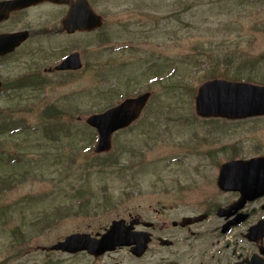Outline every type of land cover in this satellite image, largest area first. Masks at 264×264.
<instances>
[{
  "label": "rangeland",
  "instance_id": "rangeland-1",
  "mask_svg": "<svg viewBox=\"0 0 264 264\" xmlns=\"http://www.w3.org/2000/svg\"><path fill=\"white\" fill-rule=\"evenodd\" d=\"M92 1L113 22L100 32L107 34L97 44L96 67L45 76L33 66L45 59L41 47L53 44L44 40H33L29 50H17L0 63L4 85L25 73L45 76L43 83L6 87L0 94V130L18 128L0 132V177L28 172L0 192V263L87 264L43 248L129 214L171 221L203 213L207 203L220 204L227 197L214 183L212 162L233 156L235 144L242 146L236 150L242 155L264 150L259 119L201 118L194 110L196 90L207 80L264 84V0ZM40 17L34 13L33 18ZM94 39L83 35L76 41L96 54ZM68 42L61 38L58 44ZM144 90L152 97L140 119L112 136L110 152L96 156L95 131L85 117ZM50 106L58 114L45 117ZM60 122L63 128L55 131ZM84 146L91 148L87 156L80 151ZM77 194L82 211L56 215L57 207L76 211ZM153 209L160 214L154 217ZM217 222L212 215L194 227L193 248L179 247V264L204 263L202 253L213 252L211 226ZM17 229L23 241L11 243Z\"/></svg>",
  "mask_w": 264,
  "mask_h": 264
},
{
  "label": "flooded vegetation",
  "instance_id": "flooded-vegetation-1",
  "mask_svg": "<svg viewBox=\"0 0 264 264\" xmlns=\"http://www.w3.org/2000/svg\"><path fill=\"white\" fill-rule=\"evenodd\" d=\"M12 1L15 0H0V51L5 49V42L10 40V36L19 33H24V35L20 37L19 45L12 51L5 54H1L0 52V63L17 50H29L25 48L33 40H44L53 44H47L45 47H41L42 49H46V51L41 52V57L45 56V59L35 62L33 66L37 67L38 71L45 76L56 77L58 75L77 73L85 67H88L90 70L98 65L97 58L99 55L97 44L100 41H104L103 35L107 34V31L100 32L105 27L113 24V22L110 17H107L104 11L97 10V7L94 6V1L84 0L85 2L80 4L81 0H39L33 5L25 4L19 8L14 6L9 8L8 5L5 7L8 13L2 19V3ZM77 4H80V11L88 4L89 8L84 9L85 14L89 16L88 10H91L96 16H101V26L96 27V25H93L81 29L78 28L77 24L70 21L67 22L66 18L71 8ZM30 13L32 16H29ZM34 13L38 17H41L38 19L33 18ZM40 19L43 20L40 25H34L32 23L33 20ZM8 23L11 25L10 27H7ZM88 23L85 22V24ZM83 35L96 37L93 45L96 49V54L90 51L89 47L83 46L76 41L77 37ZM61 38L70 40V42L58 44ZM40 46H43L42 43ZM104 48H107V45ZM71 54H75L77 60L71 58L70 62L62 64ZM105 60L111 66V59L106 58ZM35 73L31 72L28 76L25 73L21 76L22 80L16 79L6 85H4L0 77V94L7 89L6 87L16 89L34 83L40 84L45 82V76H42L43 78L40 76L37 77ZM259 118L264 122V117ZM260 149L259 147L256 154L253 153L248 156L239 154L222 157L220 160L212 162L213 174L216 176L215 185L219 186L218 178L226 163L263 158L264 150ZM220 191L227 196L224 202L220 204L207 203L211 205H208V208L203 212L206 216L203 223H207L212 215L213 217H217L218 222L213 227L211 226V234L216 235L211 244L213 252L209 254L210 250H205L202 253V256L205 258L204 263L200 262L199 264H264V230L257 234L252 232L253 226H256L258 222H264V190L257 198L247 200L242 204H239L243 198L240 192ZM153 213L155 217V215L160 214V211L153 209ZM134 216L138 218V222L133 226L131 231L136 232V234L147 233L149 235L150 242L142 256H134L131 254L130 248L125 246L116 247L113 250L98 255H92L86 251L63 253L69 256L70 259L74 257L84 258L88 261L87 264H179V247L188 246V250L193 248V235L196 232L194 231V227L197 224L183 227L179 225V220L168 221L167 219L146 218L145 216L132 214H129L125 219L126 224H129ZM107 227V225H96L94 228L89 229L90 226H88L84 230L79 229L71 234H85L89 237H99L106 231ZM179 232H186L188 236L178 237L177 233ZM164 239L169 241V244L163 243L162 240ZM229 249H232V251H229ZM167 255H172L173 258L170 259Z\"/></svg>",
  "mask_w": 264,
  "mask_h": 264
},
{
  "label": "water",
  "instance_id": "water-1",
  "mask_svg": "<svg viewBox=\"0 0 264 264\" xmlns=\"http://www.w3.org/2000/svg\"><path fill=\"white\" fill-rule=\"evenodd\" d=\"M75 11L76 10H73L72 13ZM76 17L77 21L81 24L89 20V17L85 13L77 15ZM10 44L11 41H8L7 46ZM75 57L76 55L71 56L65 63L70 62V59H75ZM147 96L148 94H144L136 99H128L116 108L109 110L102 115L92 116L87 120L99 129L100 140L97 145V151L107 150L109 148L110 134L116 129L130 124L137 118L139 111L144 106ZM195 108L197 114L201 116L242 118L254 114H261L264 113V86L229 82L226 80L207 81L198 88L197 96L195 98ZM234 180L235 179L233 178L223 176L222 173L219 180V186L223 189L233 188L238 190H248V186H245L240 182V180L243 181V179L238 180V185H236V187H228L227 182ZM194 220V218H185L181 224H190L194 222ZM118 233L119 226L114 225L106 235L105 239L97 243L93 240L85 241L83 239L69 237L65 242L59 243L52 248L68 251L87 249L92 252H102L106 240L116 236L115 234Z\"/></svg>",
  "mask_w": 264,
  "mask_h": 264
}]
</instances>
